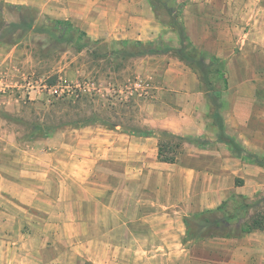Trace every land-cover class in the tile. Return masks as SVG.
<instances>
[{"label": "rangeland", "instance_id": "1", "mask_svg": "<svg viewBox=\"0 0 264 264\" xmlns=\"http://www.w3.org/2000/svg\"><path fill=\"white\" fill-rule=\"evenodd\" d=\"M53 1L48 9L51 16L35 7L34 12L27 13L11 8L5 9L4 19L0 21V264H193L197 261L194 256L202 255L203 261L206 252L215 249L221 251L226 264H264V231L231 238L232 241L216 246H203L206 239L187 240L186 225L176 223L137 225L130 229L139 235V249H158L162 256L153 260L118 257L119 239L122 240L120 244L128 245L123 239L127 240L129 231L126 228L107 234L112 227L102 225L101 221L117 217L120 209L122 214L126 212L134 217L133 205H108L111 209L107 213L96 205H85L84 200L82 205H51L47 201L56 194L53 183L43 189L37 184V178L27 176V171L38 167L33 161L35 155L39 151L44 153L37 140L51 137L60 130L74 129L84 117L98 121L90 126L109 131L117 129L131 136L135 135L127 131L133 127L161 131L166 130L165 126L179 124L176 115H168L167 110L158 106L164 99L160 91L163 87L161 75L169 60L178 57L167 53L124 59L113 54L122 49V37L131 35L129 29L123 32L130 14L136 11L149 18L151 10L146 0ZM153 1L154 17L165 29L162 30L165 35L160 34L157 39L170 46L178 44L173 17L178 15V5L184 3L182 22L189 25L188 37L201 43L197 46L208 53H204L206 60L218 50L225 55L226 58L221 59L229 86L222 91L223 118L229 128L243 141H248L249 147L258 151L256 155L264 159V13L258 16L255 13V19L248 16L253 9L264 11V0ZM24 14L36 28L25 32L17 42H11L22 33L21 16ZM86 16H90L86 25L92 35L102 30V26L105 32L101 34L100 31L98 42H91L82 50L77 49L70 38H62V34L57 33V38H61L58 40L39 31L47 17L76 24L84 22ZM121 30L124 34L117 32ZM208 39L217 40L219 44L214 45ZM54 77L57 84L48 86L49 79ZM79 92L89 96V103L78 101L76 108L53 106L65 95L76 99ZM235 93L242 97H235ZM239 106L254 110L250 113L243 109L242 113H237ZM37 125L61 127L47 137H37L40 133L35 130ZM192 147V143H185V148ZM123 161L124 171L139 169L134 166L132 157ZM175 169L173 165L160 164L153 155L144 156L142 170L147 172L143 177L147 185L144 190L150 191L156 186L153 172L162 174ZM242 169L239 172L243 175L238 178L241 192L230 202L227 211L234 213L244 201L251 204V208L232 221L231 228L235 232L249 217L264 212V167L244 161ZM225 178L224 183H227L229 177ZM205 180L208 192L210 184L207 178ZM38 189L47 191L46 201L44 195L38 198L37 192H32ZM31 195L33 201L25 203ZM194 216L186 220H194ZM62 223L67 225L63 228ZM70 223L74 224L70 226ZM198 225L202 223L195 221L197 228ZM92 239L97 241L95 245ZM109 250L115 251L110 258L107 256ZM165 250L173 251L175 256H165ZM214 261V258L205 259L206 264Z\"/></svg>", "mask_w": 264, "mask_h": 264}, {"label": "crops", "instance_id": "2", "mask_svg": "<svg viewBox=\"0 0 264 264\" xmlns=\"http://www.w3.org/2000/svg\"><path fill=\"white\" fill-rule=\"evenodd\" d=\"M2 1L12 5H25L39 10L44 9V12L49 14L48 16H51V12L48 10L49 5L55 2L53 0L47 3L43 0ZM146 2L149 5V10H151L150 13L147 10L149 18L143 17L136 11L130 14L129 21L122 28L125 29L123 32L129 29L131 35L127 34L126 37H122L124 40L149 42L156 40L160 34L165 35L162 32L164 28L157 24L154 17L151 1L146 0ZM143 5H145L143 7L145 10L146 4L143 3ZM255 13L258 16L261 13L263 14L264 11L253 9L249 11L248 16L255 19L257 18ZM87 19L90 22V16H86L84 22L80 21L76 24L70 22L85 31L92 41H98L97 39L100 38L98 34L100 31L103 34L105 32L103 31L104 28L102 26V30L92 35L87 29ZM195 22L196 26L200 27L199 21L195 20ZM183 25L188 37L189 25L187 23H183ZM110 32L114 33L116 31L110 30ZM117 32L121 33L122 30ZM209 38L212 37L209 36ZM188 39L197 49L205 55L208 54L201 47H198L201 46V43L193 42L189 37ZM193 40L196 41L194 38ZM207 41L213 42L214 45L219 44L214 39H208ZM178 46L179 42L178 44L176 42L171 47L176 48ZM210 56H215L221 62H223L221 57H225L220 50L216 53L213 52V55ZM235 57L233 56V58ZM169 61L163 75H161V77L163 76L161 78L163 87L160 91L164 99L158 102V106L165 109V111L167 110L168 115H176L179 124L177 126H165L164 129L184 137L203 138L209 141V145L198 147L193 144L192 148H185L179 163L170 164L176 167L173 172L166 171L162 174L157 171L153 172V178L157 181L153 189H150V191L144 190L147 185L144 184L143 177L147 176V172L142 170V158L149 154L158 160V139L154 136H131L119 132L117 129L109 131L98 126L89 125L60 130L51 137L37 140L38 146L43 147L44 153L41 154L39 151L33 159L38 165L37 169L27 171V176L37 178V184L43 189L53 183L56 194L53 199L47 200L51 205H82L80 203L84 200L85 205H96L107 213L111 209L108 205H133L134 217H130L126 212L122 214V209H120L117 217L112 216L101 221L102 225L112 227L107 230V234L122 232L126 228L129 231L127 240L123 239V243L129 242L128 245L125 243L120 244L122 240L119 239L116 251L118 257L153 260L162 256L158 249L141 250L137 247L140 238L139 235L130 231L133 226L174 225L175 223L182 225L185 224L186 217L205 209H215L232 195L241 192V186H237L236 180L243 175L239 170H243L244 161L227 145L219 141L218 129L214 122V106L204 90L198 72L185 65V62L183 63L179 58H171ZM253 75L254 73H252ZM250 96L252 98L253 95ZM235 97L240 98L242 95L235 93ZM221 101L223 103V97ZM236 109L237 113H242L243 109L250 113L254 110L253 107L248 106L246 108L239 106ZM224 121L227 134L234 138L245 152L258 153L257 150L249 147L248 141H243L237 132H234L231 127L229 128L226 120ZM247 130H249L248 127ZM130 157L134 160V166L137 165L139 169L124 171L121 168L125 165L123 160ZM159 163L168 165L160 161ZM151 173H148V177ZM225 177H229L227 183H224ZM204 178H207L210 184L208 192ZM32 192H37L38 198L41 197L40 194L45 196L47 193L46 190L39 189ZM31 196L24 202L30 203L33 201V195ZM148 198L150 200H147ZM44 199L46 201L48 198L45 196ZM125 209L126 207L124 211ZM72 224L74 223L69 225ZM61 225L64 228L67 224L62 223ZM116 228L119 229L116 230ZM229 241H232V239L213 237L206 239L202 244L203 246L207 244L216 246ZM96 242L95 239H92V244L95 245ZM129 245L130 248L127 247ZM173 253V251L165 250L164 255L172 257L175 256ZM114 254V250L107 251L109 258ZM206 254L203 261L202 255L196 257L192 255L197 259L193 264H206L205 259L207 257L215 259L213 264H223V262L226 264L221 256V251L215 249L207 251Z\"/></svg>", "mask_w": 264, "mask_h": 264}, {"label": "trees", "instance_id": "3", "mask_svg": "<svg viewBox=\"0 0 264 264\" xmlns=\"http://www.w3.org/2000/svg\"><path fill=\"white\" fill-rule=\"evenodd\" d=\"M150 1L152 3L153 9L155 10V2L153 0ZM184 7V3L178 5V15L173 17V24L177 29V34L179 37V47L175 48L168 46L162 39L149 42L124 40L121 42L123 46L122 49L113 51V54L124 59L155 54H175L180 60L184 61L188 66L198 72L200 81L203 84L208 97L211 99L212 105L214 106V122L218 129L219 141L227 145L243 161H249L257 164L258 166L264 167V159L259 158V156L256 154L245 152L243 148L235 141V139L226 133L224 118L221 115V110L223 108V103L221 101L222 91L228 89L229 86L226 76V68L224 63L215 56H211L208 60H206L204 53L197 49L188 39L181 19V14L184 10ZM11 8L18 9L24 13L35 11V9L30 6L12 5L0 0V21L4 19L5 9L8 10ZM21 20V25H24L22 33L11 42H17V39H20L26 34L25 32H30L36 28L33 25V22H30L25 17V14L21 16ZM39 31H44L49 35L55 36L56 38L57 33L60 35L62 34V38H70V42L77 46V49L79 50L87 47V45L91 42H98L92 41L85 31L74 26L70 21L67 20L51 19L47 17L46 22L39 27ZM57 39L61 40V38ZM56 79V77L49 79V83L47 85L55 86L57 84ZM77 96L78 97L75 99L74 96L65 95L58 101L54 102L53 106H57L59 109H61L63 106L68 108H76L77 105L75 104L78 103V101L89 103L90 98L86 93L79 92L77 93ZM94 122L98 121H95L94 118L84 117L82 121L77 123V127L74 126L73 128L85 127L93 124ZM101 123L104 124V121ZM60 127L61 126L54 125H45L42 127L37 125L35 130L40 132L37 137H47L51 132L57 131ZM112 127L115 128L116 125H112ZM127 132L139 137L156 136L158 138L157 159L158 161L167 164L179 163L185 150V143L187 142L195 144L198 147H206L209 145V141L203 138L184 137L173 134L167 130L147 131L133 127ZM236 184L239 186L238 179L236 180ZM236 198L237 195H232L229 199L223 201L217 208L207 209L195 214L194 220L187 219L185 221L186 239L192 240L197 237H200V239L213 237L238 238L256 231H264V212L249 217L246 221L241 223L237 232L232 230V221L237 218L239 213H245L251 208V204L244 201L240 204L239 209L234 213L227 211L230 202ZM195 221L202 223L203 225H198L199 230L197 226H195Z\"/></svg>", "mask_w": 264, "mask_h": 264}]
</instances>
